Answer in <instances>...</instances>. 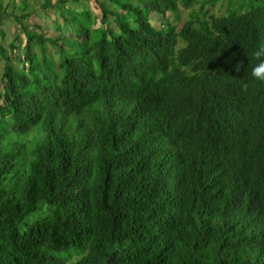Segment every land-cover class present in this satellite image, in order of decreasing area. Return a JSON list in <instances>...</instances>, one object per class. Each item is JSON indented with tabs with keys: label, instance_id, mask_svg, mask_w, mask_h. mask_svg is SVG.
I'll return each instance as SVG.
<instances>
[{
	"label": "trees",
	"instance_id": "16d2710c",
	"mask_svg": "<svg viewBox=\"0 0 264 264\" xmlns=\"http://www.w3.org/2000/svg\"><path fill=\"white\" fill-rule=\"evenodd\" d=\"M53 1L0 0V264H264V0Z\"/></svg>",
	"mask_w": 264,
	"mask_h": 264
},
{
	"label": "rangeland",
	"instance_id": "374dc122",
	"mask_svg": "<svg viewBox=\"0 0 264 264\" xmlns=\"http://www.w3.org/2000/svg\"><path fill=\"white\" fill-rule=\"evenodd\" d=\"M8 1L9 0H2V5L5 6L8 3ZM54 1H56V0H54ZM41 2H42V0H29L30 9H33V11H34L33 19H34L35 23H37L38 25H41L43 27V29L45 30V33H49L52 37H54L56 35L54 33V24H55V22L61 24V19L59 18L58 13H54V11L51 9H48L47 11L41 10L39 8V4ZM72 6H75V5H72ZM81 6L87 10H90L95 15L99 14L97 8L95 7V5L93 3V0L81 2ZM19 7H20V4L18 2H16V4H15V8H16L15 12L16 13H19ZM79 9H81L80 6H79ZM221 11H222V8L219 5H216L212 9V12L214 14H219ZM188 15H189V10H184V9L180 8L178 20L176 22H174L173 16H171L169 13L166 14L168 22L175 23V25L177 27H180L188 19ZM149 17H150L151 24L155 28L158 29L163 25L164 19H161L158 14L152 13L149 15ZM0 29H2L5 33L3 45L5 47H7V44L12 40V38L14 37L16 32L18 31V25L14 22L9 21L5 25H0ZM1 73H2V65L0 64V75H1ZM38 215H39V213L36 214L35 217H37ZM32 218H33V216H32ZM30 219H31V217L26 219L25 222H29ZM24 230H25V225H23L19 228L20 232H22ZM64 255H71V256L76 255V250L71 249V250L65 252ZM76 259H77V257H74L73 261Z\"/></svg>",
	"mask_w": 264,
	"mask_h": 264
},
{
	"label": "clouds",
	"instance_id": "9594fccd",
	"mask_svg": "<svg viewBox=\"0 0 264 264\" xmlns=\"http://www.w3.org/2000/svg\"><path fill=\"white\" fill-rule=\"evenodd\" d=\"M251 55L257 62L251 66L249 75L257 81H264V42L255 47ZM236 68L239 70L240 65L237 64Z\"/></svg>",
	"mask_w": 264,
	"mask_h": 264
}]
</instances>
